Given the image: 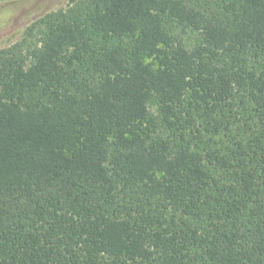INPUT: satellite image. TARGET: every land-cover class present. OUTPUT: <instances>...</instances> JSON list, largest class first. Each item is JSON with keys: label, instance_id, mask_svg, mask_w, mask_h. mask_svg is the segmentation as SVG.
Listing matches in <instances>:
<instances>
[{"label": "trees", "instance_id": "trees-1", "mask_svg": "<svg viewBox=\"0 0 264 264\" xmlns=\"http://www.w3.org/2000/svg\"><path fill=\"white\" fill-rule=\"evenodd\" d=\"M0 264H264V0H70L1 49Z\"/></svg>", "mask_w": 264, "mask_h": 264}, {"label": "rangeland", "instance_id": "rangeland-1", "mask_svg": "<svg viewBox=\"0 0 264 264\" xmlns=\"http://www.w3.org/2000/svg\"><path fill=\"white\" fill-rule=\"evenodd\" d=\"M70 0H0V50L19 41L43 16L65 9Z\"/></svg>", "mask_w": 264, "mask_h": 264}]
</instances>
